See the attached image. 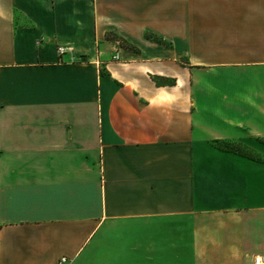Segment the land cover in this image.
<instances>
[{"label": "crops", "instance_id": "0c3cea01", "mask_svg": "<svg viewBox=\"0 0 264 264\" xmlns=\"http://www.w3.org/2000/svg\"><path fill=\"white\" fill-rule=\"evenodd\" d=\"M261 255L264 0H0V264Z\"/></svg>", "mask_w": 264, "mask_h": 264}, {"label": "built area", "instance_id": "2783aa9c", "mask_svg": "<svg viewBox=\"0 0 264 264\" xmlns=\"http://www.w3.org/2000/svg\"><path fill=\"white\" fill-rule=\"evenodd\" d=\"M40 45V43H39ZM57 55L58 56H65V55H73L74 54V48L72 47H60L57 49ZM115 61H119V56H115L114 57ZM67 262L66 259H62L61 263L65 264ZM253 264H264V255L262 256H255L253 258Z\"/></svg>", "mask_w": 264, "mask_h": 264}, {"label": "trees", "instance_id": "16d2710c", "mask_svg": "<svg viewBox=\"0 0 264 264\" xmlns=\"http://www.w3.org/2000/svg\"><path fill=\"white\" fill-rule=\"evenodd\" d=\"M216 145H217L218 149L225 151V152L236 153V154H239V155H242L244 157L251 158V159L256 158L251 152L247 151L246 149L243 150L244 151L243 153L240 152L238 149H240L239 147H241V145L239 146V144L238 145H232V146L228 145L229 147L226 146V143H218ZM236 148H238V149H236Z\"/></svg>", "mask_w": 264, "mask_h": 264}, {"label": "rangeland", "instance_id": "374dc122", "mask_svg": "<svg viewBox=\"0 0 264 264\" xmlns=\"http://www.w3.org/2000/svg\"><path fill=\"white\" fill-rule=\"evenodd\" d=\"M228 145H238V144H234V143H226V146H228ZM240 146V145H239ZM229 147V146H228ZM240 149H238V148H236V149H238L240 152H244L243 150H245L242 146L241 147H239Z\"/></svg>", "mask_w": 264, "mask_h": 264}]
</instances>
